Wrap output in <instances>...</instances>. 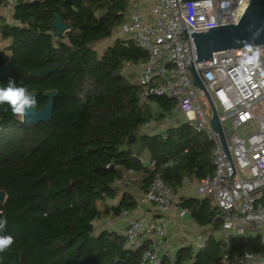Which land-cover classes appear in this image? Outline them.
Masks as SVG:
<instances>
[{
  "label": "trees",
  "instance_id": "trees-1",
  "mask_svg": "<svg viewBox=\"0 0 264 264\" xmlns=\"http://www.w3.org/2000/svg\"><path fill=\"white\" fill-rule=\"evenodd\" d=\"M128 7L127 0H16L12 21H0V34L9 40L0 49V67H10L0 86L14 80L36 92L37 109L46 105L47 91L57 90L47 122L24 123L0 106V189L6 195L0 213L7 219L0 235L14 238L0 253V264H141L148 243L133 249L123 233L94 225L137 207L128 191L117 204L109 203L121 193L117 183L125 171L144 169V193L159 175L174 194L187 178L214 173V140L189 121L143 131L176 110L167 96L143 102L140 87L125 72L126 64L145 61L146 51L122 37L97 49ZM56 12L71 25L60 36L53 26ZM145 152L151 168L141 162ZM177 204L198 225L222 228V211L211 198L180 196ZM263 249L258 235H211L198 250L180 247L174 263L224 264L245 250Z\"/></svg>",
  "mask_w": 264,
  "mask_h": 264
},
{
  "label": "built area",
  "instance_id": "built-area-1",
  "mask_svg": "<svg viewBox=\"0 0 264 264\" xmlns=\"http://www.w3.org/2000/svg\"><path fill=\"white\" fill-rule=\"evenodd\" d=\"M127 1L130 12L120 29L125 38L147 53V59L138 64L136 79L141 100L145 102L151 96L172 98L187 121L213 138L215 170L199 180L196 193L214 199L222 211L225 230L243 234L251 228L264 240V191L254 197L248 195L264 187V44L251 47L262 52L258 63L251 59L248 48H238L216 52L213 60L197 65L217 108L229 154L211 128V116L200 101L205 94L193 84L189 71L195 59L193 30L203 32L213 26L238 23L251 0H149L153 4L152 21L141 12V4L148 0ZM15 3L7 0L0 6L13 9ZM240 128H245V135ZM174 196L172 188L156 175L140 202L154 205L157 220L135 218L126 225L123 234L128 247L149 244L141 264H162L164 260L175 264V254L166 239ZM224 264H264V256L245 250L225 258Z\"/></svg>",
  "mask_w": 264,
  "mask_h": 264
},
{
  "label": "crops",
  "instance_id": "crops-1",
  "mask_svg": "<svg viewBox=\"0 0 264 264\" xmlns=\"http://www.w3.org/2000/svg\"><path fill=\"white\" fill-rule=\"evenodd\" d=\"M152 8H153V4L149 0L141 4V12L150 21L154 20V14ZM13 11H14L13 9L0 6V21L7 20L11 22ZM129 12L130 10L127 9L125 12V17L129 15ZM117 37L125 38L124 33L120 29V26L112 33V35L109 38H105L102 41L109 39L110 42L106 43L105 45L107 46L110 45L113 42V40ZM8 44H9V40L3 39L2 35L0 34V49L6 47ZM125 72L131 75L132 73H135L134 80L136 82L138 75V64H129V63L126 64ZM184 120H186V117L176 107V110L172 114V116L161 121H152L146 124L143 127V131L148 133L160 132L163 131L166 127L172 124H178ZM140 158H141V162L145 167H149V168L152 167L150 153L145 152L143 156ZM146 174L147 173L144 171V169L125 171L124 179L122 181H118L117 183L118 186H120L121 188V193L115 199L110 200L109 203L117 204L121 199L122 193L124 191H128L137 200L138 202L137 207L122 216H116V217L108 216L96 220L94 222V225L97 230L108 229V230L117 231L119 233H123L127 223L131 219L143 218L149 222H154L157 220L158 215L154 205L148 202L145 204H142L140 202L141 198L144 195V191L142 190V183H143L142 181L146 176ZM198 182L199 179H196L195 177L187 178L185 180L183 185L179 188L178 193L175 194L172 207L168 213V226H167L166 239L174 254H176L177 250L180 247L186 245H191L195 250H198L206 243V240L211 235H213L216 238L225 239V240H228L230 237L234 235H246V236L258 235L260 236L262 242L264 243L262 234L255 232L251 228H246L245 233L243 234H237L233 231L225 230L223 226L219 230H214L211 225H206V226L198 225L192 219V217L189 219L185 218L186 214L189 213L186 212L185 215H182V211L184 209L177 204L178 198L180 196H195L199 198L209 197L212 199L213 203L215 204L214 199L212 197L203 196L196 193V187L198 185ZM261 253L264 256V249Z\"/></svg>",
  "mask_w": 264,
  "mask_h": 264
},
{
  "label": "water",
  "instance_id": "water-1",
  "mask_svg": "<svg viewBox=\"0 0 264 264\" xmlns=\"http://www.w3.org/2000/svg\"><path fill=\"white\" fill-rule=\"evenodd\" d=\"M53 26L56 36L62 35L66 30L71 28V25L64 22L58 12L55 13ZM184 37L188 38L187 32L184 33ZM192 37L195 46V59L190 64L189 71L193 79V84L206 95L212 111L210 118L211 128L215 133L219 134L223 147L229 154L227 138L222 122L218 117L217 108L197 65L207 60H213V54L219 51L249 48L264 44V0H251L238 23L213 26L210 27L209 30L203 32H195V30H193ZM9 72V63L0 67V77L7 76ZM32 93L36 96V92ZM56 95L57 90L47 91L45 93V96L48 98L46 105L37 109L35 113L29 111V113L22 118V121L27 124H37L39 122L51 120L54 97ZM136 159L140 161L139 158L136 157ZM258 191H264V187L248 195L254 197ZM5 196V191L0 189L1 202L5 200ZM185 218L189 219L191 215L186 214ZM11 264H17V262L14 261Z\"/></svg>",
  "mask_w": 264,
  "mask_h": 264
},
{
  "label": "clouds",
  "instance_id": "clouds-1",
  "mask_svg": "<svg viewBox=\"0 0 264 264\" xmlns=\"http://www.w3.org/2000/svg\"><path fill=\"white\" fill-rule=\"evenodd\" d=\"M251 52V59L259 62L262 52L259 48H248ZM7 105L14 116L23 118L29 111H37V100L32 92L24 86H18L14 80H9L7 86H0V106ZM7 226V219L0 213V232ZM14 243L11 235H0V253L7 251Z\"/></svg>",
  "mask_w": 264,
  "mask_h": 264
},
{
  "label": "rangeland",
  "instance_id": "rangeland-1",
  "mask_svg": "<svg viewBox=\"0 0 264 264\" xmlns=\"http://www.w3.org/2000/svg\"><path fill=\"white\" fill-rule=\"evenodd\" d=\"M108 42H110L109 39H107V40H105V41H101V43H99V44L97 45V49L101 51L102 48L105 47L106 43H108ZM134 74H135V73H132L133 79H134V76H135ZM200 101H201L202 105L204 106V109H205L207 115H208V116H211V113H212V111H211V106H210V104H209V101H208L207 97H206L205 95L202 94V95L200 96ZM226 125H227V130H228V132L231 133V131H232V127H231V125L229 124V122H227ZM244 130H245V128H240V131L242 132V134L245 135ZM252 131H253V129H250V132H252Z\"/></svg>",
  "mask_w": 264,
  "mask_h": 264
}]
</instances>
